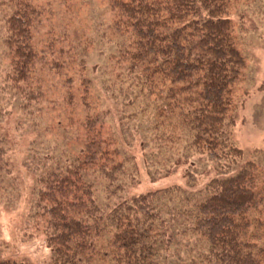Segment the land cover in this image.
Wrapping results in <instances>:
<instances>
[{"label":"trees","instance_id":"16d2710c","mask_svg":"<svg viewBox=\"0 0 264 264\" xmlns=\"http://www.w3.org/2000/svg\"><path fill=\"white\" fill-rule=\"evenodd\" d=\"M237 1L109 0L116 15L112 29L120 38L115 57L138 81L141 97L156 94L163 103L157 111L164 115L155 122L171 127L169 148L184 141L186 153L207 155L226 167L196 193L173 186L103 210L84 174L97 166L102 171L106 163V178L113 181L124 167L114 159L113 142L101 133L103 118L88 116L83 150L38 180L36 213L47 218L44 234L52 264H165L162 255L169 251L175 225L199 244L197 263L264 264V183L259 184L254 164L230 170L244 155L231 140L240 106L233 92L247 68L232 16ZM4 4L10 9L2 38L9 57L6 83L32 102L40 93L29 86L42 57L32 33L40 12L30 0H0V7ZM243 6L249 19L256 7ZM52 68L63 67L57 61ZM84 84L90 87L89 80Z\"/></svg>","mask_w":264,"mask_h":264},{"label":"rangeland","instance_id":"374dc122","mask_svg":"<svg viewBox=\"0 0 264 264\" xmlns=\"http://www.w3.org/2000/svg\"><path fill=\"white\" fill-rule=\"evenodd\" d=\"M30 2L40 12L32 33L42 55L29 83L35 93L40 92L32 102L6 83L9 57L2 38L10 9L6 4L0 7V260L52 264L44 234L47 218L36 213L38 180L48 169L68 164L83 150V124L88 116L103 118L101 133L113 142L118 151L114 159L124 167L113 181L106 178V163L102 171L97 166L84 174V180L96 188L103 210L123 199L173 186L187 193L198 192L221 176L226 164L207 155L186 153L184 141L169 148L171 127L155 122L164 115L157 111L163 103L156 94L150 99L141 97L138 81L124 73L115 57L120 38L112 29L116 15L109 0ZM247 4L256 7L249 19L243 6ZM262 8L264 0H239L232 7L238 47L246 56L247 68L243 82L233 92L240 106L231 135L244 155L230 170L236 172L247 163L254 164L259 184L264 183ZM57 61L63 67L60 70L52 68ZM86 79L90 81L87 88L82 87ZM150 102L155 104L151 109L146 106ZM178 160L187 162L179 165ZM113 189L118 190L111 194ZM172 231L169 251L162 255V261L196 262L197 241L182 235L177 225Z\"/></svg>","mask_w":264,"mask_h":264}]
</instances>
